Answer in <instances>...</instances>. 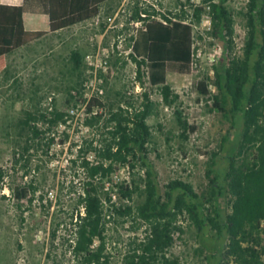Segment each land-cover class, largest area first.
I'll list each match as a JSON object with an SVG mask.
<instances>
[{"label":"rangeland","instance_id":"374dc122","mask_svg":"<svg viewBox=\"0 0 264 264\" xmlns=\"http://www.w3.org/2000/svg\"><path fill=\"white\" fill-rule=\"evenodd\" d=\"M197 2L204 6L203 0H113L102 7L97 18L49 35L8 57L7 70L0 75V169L4 171V178L0 180V264H76L70 247L73 238L70 222L85 176L74 164L75 144L98 139L107 113L98 107V113L103 114L101 123L88 126L86 119L92 115L82 111L84 102L71 98L74 89H82V100L92 94L107 105L122 101L123 96L140 105L142 95L149 94L153 102L148 119L153 137L149 161L161 195L165 196V186L170 181L182 179L191 183L205 200L210 197L214 175H219L220 183L224 182L226 161L237 147L243 123L232 125L214 108L212 98L217 90L211 72L219 63L222 49L211 36L209 25L201 24L195 33L197 66L189 70L168 67V84L177 96L172 105H165L160 88L152 87L146 77L137 79V67L128 42L132 28L124 12L129 5L144 8L158 3L162 11L179 12L184 6L192 11ZM247 2L227 0L225 3L235 22L236 51L240 56L247 36L244 17ZM202 16L205 20L208 14ZM120 38L126 41L120 44ZM74 51L82 56L80 70L71 57ZM206 79L212 91L210 97L200 95L196 88L199 81ZM93 84H97L95 91ZM176 110L182 111L189 124L196 127L195 132L183 135ZM25 111L43 112L51 118L55 112L65 116L44 139L29 141L32 149L22 157L23 146L33 137L29 130L23 129ZM36 125L40 130L48 128L43 120ZM88 158L93 161L94 153ZM213 158L217 165L214 174H210ZM134 172L138 181V176L145 177L141 164ZM131 178L129 168L119 166L109 179L102 181L106 209H113L112 204L135 209L144 202L145 186L134 194L133 201L121 198L119 187ZM28 185L33 190L19 201L13 189ZM221 204L205 200L212 214L215 210L223 215L229 212V207ZM175 225L181 231L175 230V243L166 255L179 258L183 264H208V246H213L214 253L218 251L213 242L216 231L211 232L214 238L204 243L190 219L179 218ZM146 228L135 215L107 211L104 255L109 257L108 264H123L124 256L144 238Z\"/></svg>","mask_w":264,"mask_h":264},{"label":"trees","instance_id":"16d2710c","mask_svg":"<svg viewBox=\"0 0 264 264\" xmlns=\"http://www.w3.org/2000/svg\"><path fill=\"white\" fill-rule=\"evenodd\" d=\"M110 1L113 0H15L13 4H6L0 0V75L6 72L11 54L49 35L97 18ZM226 1L203 0L204 6L194 9L192 15L197 23L202 14L210 16V34L222 49L219 63L214 66L213 84L217 90L212 98L214 108L232 125L243 123L237 147L226 161L224 182L220 183L219 175H214L210 197L205 199L228 206L229 212L223 215L215 210L212 214L193 185L182 179L170 181L165 186V196L161 195L149 161L153 137L148 119L153 102L148 93L142 95L140 105L126 96L118 103L107 105L97 96L82 100V89H74L71 98L87 104L89 114L98 107L107 113L98 139L75 144L74 164L85 176L70 222L73 237L70 247L76 264H108L109 257L104 255L107 211L135 215L147 226L144 238L124 256L123 264H183L179 258L166 255L175 243V230L181 231L175 225L179 218L190 219L204 243L214 238L211 232L216 231L213 242L218 251L214 253L213 246H208V264H264V0H248L246 4L247 36L242 56L236 51L235 22ZM142 11L148 17L143 18ZM124 13L127 24L143 21L136 36L130 38L137 79L146 77L152 87L160 88L165 105H172L177 96L168 84V67L189 70L195 55L193 26L186 22L191 12L168 11L161 13V20H156L151 18L154 13L137 4L129 5ZM168 14L175 18H169ZM71 57L80 70L81 54L74 51ZM196 88L202 96L212 95L208 79L199 81ZM67 102L70 104V100ZM25 114L23 129L29 130L33 137L23 146L22 157L32 149L29 141L44 139L65 116L60 112H55L52 118L43 112L25 111ZM175 114L184 136L196 131L182 111L176 110ZM102 117L99 113L92 115L86 124L98 125ZM40 120L48 125L46 130L37 127ZM95 141H99L97 145ZM92 152L93 161L88 158ZM214 159L210 162V174H214L217 165ZM138 164L145 169V177L138 176L139 181L134 172ZM119 166L128 167L132 174L130 182L119 187L122 199L133 201L134 194L145 186V200L135 209L116 204H112L113 209H106L104 205L101 183ZM3 178L4 171L0 169V180ZM31 190L32 185L17 186L13 193L20 201Z\"/></svg>","mask_w":264,"mask_h":264},{"label":"built area","instance_id":"2783aa9c","mask_svg":"<svg viewBox=\"0 0 264 264\" xmlns=\"http://www.w3.org/2000/svg\"><path fill=\"white\" fill-rule=\"evenodd\" d=\"M197 3H199V4H195V5H193V6L190 5V6L193 7V8L191 9L192 11H188V7H189V6H184V8H183L182 10H180L179 12H174V13H181L183 10H184L185 12H187V11H188V12H191V16L189 17V19L186 20V22H187V23H190V24L193 26L194 47H195V45H196V43H195V42H196V39H195V33H196V30L199 29V27L201 26V24L203 25L204 23H207V24L209 25V28H208V29H211V27H212V23H211V18H210V16H207V17H206L207 19H205V20H204V17L201 16V21H200L199 23L194 22L193 15H192L194 9L199 8V7H203V6H201V3H200V2H197ZM145 8L149 9V12L154 13V15L151 16V18H152V19H156V20H161V19H162L161 16H160L161 13H163V14H166V13H167V12H165V11H162V10L159 8L158 3H154V4H151V5L145 6V7L142 8V9H145ZM202 15H203V14H202ZM141 16H142L143 18L148 17L147 13H145V12H143V11L141 12ZM168 16H169V18H171V17H172V18H175V17H173V16H171V15H169V14H168ZM129 25L131 26L132 31H131V33H130L129 36H128V42H129V44H131L132 42L130 41V38L133 37V36H136L137 29H138L139 27L143 26V21H141V20H139V21H132V22L129 23ZM124 41H126V38H120L119 43L122 44ZM130 49H131V47H130ZM131 52H132V49H131ZM99 54H100V52L97 53V56H99ZM215 61H217V60H215ZM196 66H197V64H196V59H195V55H194V58H193V62H192L191 67L193 68V67H196ZM211 73H212V75H214V69L212 70ZM135 78H136V77H135ZM96 85H97V84H93V86H92L93 91L96 90V87H97ZM100 92L103 93L102 90H100ZM92 96H93V95L91 94V96H90L87 100L91 99ZM96 109H97V108L94 109V111L92 112V114H89L88 111H87V104H84L83 107H82V111L85 113V115H95V114H97L98 111H97ZM68 122H70V121H68Z\"/></svg>","mask_w":264,"mask_h":264},{"label":"crops","instance_id":"0c3cea01","mask_svg":"<svg viewBox=\"0 0 264 264\" xmlns=\"http://www.w3.org/2000/svg\"><path fill=\"white\" fill-rule=\"evenodd\" d=\"M14 1V3H15V0H13ZM3 2V1H2ZM4 3V2H3ZM7 4V3H6Z\"/></svg>","mask_w":264,"mask_h":264}]
</instances>
